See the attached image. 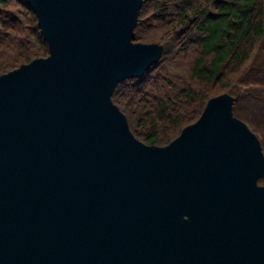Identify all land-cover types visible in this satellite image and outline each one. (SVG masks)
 Instances as JSON below:
<instances>
[{
	"label": "water",
	"instance_id": "water-1",
	"mask_svg": "<svg viewBox=\"0 0 264 264\" xmlns=\"http://www.w3.org/2000/svg\"><path fill=\"white\" fill-rule=\"evenodd\" d=\"M26 1L49 52L0 73V264H264V152L234 95L146 143L111 96L163 52L134 40L143 0Z\"/></svg>",
	"mask_w": 264,
	"mask_h": 264
},
{
	"label": "trees",
	"instance_id": "trees-1",
	"mask_svg": "<svg viewBox=\"0 0 264 264\" xmlns=\"http://www.w3.org/2000/svg\"><path fill=\"white\" fill-rule=\"evenodd\" d=\"M134 31L163 43L156 62L111 94L139 139L168 143L227 91L264 152V0H143ZM48 52L31 5L0 0V73Z\"/></svg>",
	"mask_w": 264,
	"mask_h": 264
},
{
	"label": "bare ground",
	"instance_id": "bare-ground-1",
	"mask_svg": "<svg viewBox=\"0 0 264 264\" xmlns=\"http://www.w3.org/2000/svg\"><path fill=\"white\" fill-rule=\"evenodd\" d=\"M107 134L112 137V134L109 130H107ZM225 144V143H224ZM233 145L230 143H227L224 151H222V155L225 157L226 160H228V163L230 164V169L234 171V173L238 176H246L249 175L251 172V168L247 167L245 168L243 164L240 162L241 155L240 153L236 151ZM244 167V168H243Z\"/></svg>",
	"mask_w": 264,
	"mask_h": 264
}]
</instances>
